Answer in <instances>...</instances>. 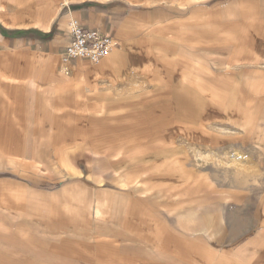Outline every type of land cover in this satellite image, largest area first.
Returning <instances> with one entry per match:
<instances>
[{
  "label": "crops",
  "instance_id": "0c3cea01",
  "mask_svg": "<svg viewBox=\"0 0 264 264\" xmlns=\"http://www.w3.org/2000/svg\"><path fill=\"white\" fill-rule=\"evenodd\" d=\"M73 19L117 45L96 63L61 62ZM207 40L233 70L181 63ZM157 56L170 71L178 62L159 77L157 120L208 89L222 92L211 103L252 105L245 119L264 120V0H0V264H264V191H214L186 161L183 191L123 187L118 167L102 183L99 170L77 166L76 151L65 159L71 146L54 125L71 115L68 103L113 100ZM256 131L245 133L264 142V127ZM228 222L241 233L224 243Z\"/></svg>",
  "mask_w": 264,
  "mask_h": 264
},
{
  "label": "rangeland",
  "instance_id": "374dc122",
  "mask_svg": "<svg viewBox=\"0 0 264 264\" xmlns=\"http://www.w3.org/2000/svg\"><path fill=\"white\" fill-rule=\"evenodd\" d=\"M201 44L204 50L196 49L191 51V56H180L181 63L201 61L202 66L214 72L234 69L224 63L225 58H216L214 42L207 40ZM175 58L170 59L171 71L168 58L162 56L152 58L154 62L149 70H133L135 72L130 74L127 82L122 80V87L113 90V94H117L111 101L87 98L77 103L69 102L71 115L54 125L60 134L55 138L64 146H71L65 159L70 160L76 151L77 166L83 171L90 167L99 170L100 174L94 177L102 183L107 182V176L119 168L116 174L123 187L142 185L147 189L153 184L158 188H175L176 192L183 191L188 185L183 188L185 173L182 166L186 161L196 174L208 178L214 191L215 188L225 190L231 185L239 190V194L249 191L256 199L259 192L264 191V142H260L262 137H247L245 132L248 129L254 135L258 134L256 130L264 127V120L245 119L243 114L247 109H253L252 105L213 104L211 102H220L222 92L208 89L207 98H203L198 90H195L198 97L191 90L190 96L195 100L176 106V112L167 108L165 122L156 119L163 106L160 107L155 89L163 73L168 76L178 70V62L175 63L177 66L173 62ZM60 59L66 63L61 56ZM177 93L183 95L182 90ZM119 94H122V104L118 105L115 100L120 99L117 98ZM169 99L170 96L167 101ZM186 107L187 110L184 109ZM170 143L176 150L162 151L161 146L167 148ZM57 170V165H53L51 170L46 166L42 168L46 175ZM102 175L107 176L104 178ZM191 183L194 184L195 180ZM195 202V199L191 200L192 207ZM237 229V225L231 227L230 223L226 230L223 228L224 243L232 233H241Z\"/></svg>",
  "mask_w": 264,
  "mask_h": 264
},
{
  "label": "built area",
  "instance_id": "2783aa9c",
  "mask_svg": "<svg viewBox=\"0 0 264 264\" xmlns=\"http://www.w3.org/2000/svg\"><path fill=\"white\" fill-rule=\"evenodd\" d=\"M69 43L61 53L64 62L84 60L96 63L108 56L117 45L116 40L108 32L94 29L84 30L81 23L73 19L67 24Z\"/></svg>",
  "mask_w": 264,
  "mask_h": 264
},
{
  "label": "bare ground",
  "instance_id": "6f19581e",
  "mask_svg": "<svg viewBox=\"0 0 264 264\" xmlns=\"http://www.w3.org/2000/svg\"><path fill=\"white\" fill-rule=\"evenodd\" d=\"M161 144V143H160Z\"/></svg>",
  "mask_w": 264,
  "mask_h": 264
}]
</instances>
